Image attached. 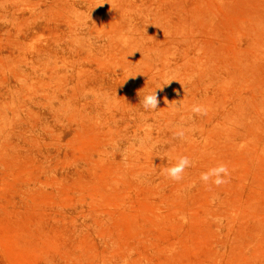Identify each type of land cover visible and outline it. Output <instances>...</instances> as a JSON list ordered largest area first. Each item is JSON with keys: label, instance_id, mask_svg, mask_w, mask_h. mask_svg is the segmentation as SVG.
Returning <instances> with one entry per match:
<instances>
[{"label": "rangeland", "instance_id": "374dc122", "mask_svg": "<svg viewBox=\"0 0 264 264\" xmlns=\"http://www.w3.org/2000/svg\"><path fill=\"white\" fill-rule=\"evenodd\" d=\"M0 264H264V0H0Z\"/></svg>", "mask_w": 264, "mask_h": 264}, {"label": "clouds", "instance_id": "9594fccd", "mask_svg": "<svg viewBox=\"0 0 264 264\" xmlns=\"http://www.w3.org/2000/svg\"><path fill=\"white\" fill-rule=\"evenodd\" d=\"M143 106L148 108H156L159 104L157 92H154L152 94L146 95L142 100ZM192 111L194 113H201L202 109L200 106L194 105L192 107ZM189 163L186 157H181L178 161V163L167 169L168 175L175 180H180L182 178L181 174L183 172V169L185 166ZM221 173H223L225 176H227L228 171L227 167L225 165H218L215 168L210 169L207 173L201 174V179L207 182L211 177H215L214 183L219 186L220 184L224 183V179L221 177Z\"/></svg>", "mask_w": 264, "mask_h": 264}]
</instances>
